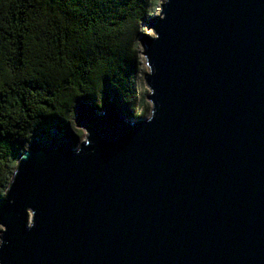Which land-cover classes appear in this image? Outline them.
I'll return each mask as SVG.
<instances>
[{
	"label": "water",
	"instance_id": "obj_1",
	"mask_svg": "<svg viewBox=\"0 0 264 264\" xmlns=\"http://www.w3.org/2000/svg\"><path fill=\"white\" fill-rule=\"evenodd\" d=\"M147 115L81 99L0 197V264H264V0H161Z\"/></svg>",
	"mask_w": 264,
	"mask_h": 264
},
{
	"label": "trees",
	"instance_id": "obj_2",
	"mask_svg": "<svg viewBox=\"0 0 264 264\" xmlns=\"http://www.w3.org/2000/svg\"><path fill=\"white\" fill-rule=\"evenodd\" d=\"M157 0H0V197L32 136L81 99L148 110L138 37ZM120 104V103H119Z\"/></svg>",
	"mask_w": 264,
	"mask_h": 264
},
{
	"label": "rangeland",
	"instance_id": "obj_3",
	"mask_svg": "<svg viewBox=\"0 0 264 264\" xmlns=\"http://www.w3.org/2000/svg\"><path fill=\"white\" fill-rule=\"evenodd\" d=\"M160 1L161 0H157V3H160ZM152 10H153L154 13L158 12L157 7H155V8L153 7ZM144 31H147L148 33H151V31L147 30L145 28V26H144L142 32H144ZM138 43H139V41H138ZM139 49H140L141 57L143 59V56H142L143 47H142V45L140 43H139ZM145 71H146V67H145V65H143V73ZM137 82H138L137 83V86H138L137 90L139 92L142 91L145 95H147L148 88H147L145 82L144 81H140L139 78H137ZM145 100L148 103L147 99H145ZM107 102H110V103L114 104L115 108L119 109L120 111H123V112L129 111V112L134 113L135 109L133 107H131L130 104H127V103H124V102H114L112 98H108ZM148 108H149V103H148ZM147 112H148V110L145 112V115H147ZM71 130L73 131L74 134L78 135L80 137V139L83 138V136L85 134V131L82 128L77 127L76 125H74Z\"/></svg>",
	"mask_w": 264,
	"mask_h": 264
}]
</instances>
